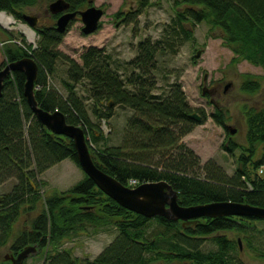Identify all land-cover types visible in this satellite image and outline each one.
Instances as JSON below:
<instances>
[{
	"label": "trees",
	"instance_id": "obj_1",
	"mask_svg": "<svg viewBox=\"0 0 264 264\" xmlns=\"http://www.w3.org/2000/svg\"><path fill=\"white\" fill-rule=\"evenodd\" d=\"M65 1L70 4L69 11L79 12L93 0ZM123 1L135 3L127 13L119 10L115 14L125 23L136 22L152 4V0ZM36 2L0 0V11L23 21V10ZM179 2L184 8L163 28L159 39L147 36L139 41L136 56L127 62L118 63L104 48L89 46L79 63L58 49L64 33H58L54 26L36 24L32 27L38 36L36 48L24 40L23 45L13 39L3 42L5 61L0 69L24 56L33 57L38 64L34 91L38 105L49 112L58 110L69 124L81 126L94 163L123 185L133 187L129 184L132 179L137 183L165 180L176 190L182 206L232 201L264 207V109L246 113L247 154L239 156L235 174L227 176L218 167L210 172L211 162L201 166L199 156L182 140L196 124L205 121L204 111L189 104L180 82L169 83L158 93L155 75L158 54H174L193 39V30L185 24L187 19L220 31L223 45L235 56L232 62L247 61L264 72V0ZM58 60L68 66L67 80L63 81L65 95L47 81ZM24 82L22 72L10 73L3 81L0 98V185L14 181L11 191L0 197V247L11 241L9 250L16 254L27 245H36L34 256L45 252L44 264H243L231 253L238 249V242L219 233L235 231L248 240L256 233L264 234L255 225L264 219L202 217L192 225L161 216L146 218L118 205L85 174L67 191L41 194L46 183L39 176L48 168L64 159L79 165L73 141L50 132L36 119L23 96ZM83 82L96 106V117L111 118V105L134 112L121 144L96 151L91 147L87 137L98 143L102 136L100 126L91 121L84 99L76 92ZM259 87L258 80L245 79L241 84V90L249 93ZM103 103L107 110L101 107ZM195 110L201 115L198 122L190 118ZM211 117L224 125L221 110ZM257 145L261 150L255 156ZM222 147L232 152L234 145ZM22 218L23 226L13 235L14 225ZM107 226L114 227L117 234L94 260H80L70 250L61 249L65 240L87 228ZM205 237H211L216 250H202ZM256 251L264 258V250Z\"/></svg>",
	"mask_w": 264,
	"mask_h": 264
},
{
	"label": "rangeland",
	"instance_id": "obj_2",
	"mask_svg": "<svg viewBox=\"0 0 264 264\" xmlns=\"http://www.w3.org/2000/svg\"><path fill=\"white\" fill-rule=\"evenodd\" d=\"M54 0H37L36 4L26 7L24 14L36 15L38 26H55L56 18L48 12V5ZM180 0H152V4L146 8L134 23H125L118 20L115 14L120 10L127 13L135 7L133 1L123 0H93L91 5L100 7L104 15L100 20L101 27L90 35L81 33V20L74 19L68 27L58 49L70 58L81 63V54L89 47L96 46L104 48L114 61L124 63L137 54V44L145 37L150 36L153 40L159 39L163 28L176 17V12L184 8ZM178 4H177V3ZM6 14V13H5ZM15 22L8 26L0 24V41L9 39L23 45L36 48L38 36L25 22L15 19ZM188 29L193 30V39L186 41L179 46L174 54L162 52L157 55V70L155 71L158 90L161 92L167 84L180 82L189 104L196 110L202 109L205 113V121L196 124L191 132L186 134L182 140L200 158L201 166L211 162L208 166L210 172H216L220 168L227 176L235 174L239 156L247 154L244 149L246 144V113L249 110L264 109V72L260 67L253 66L247 61L239 60L232 62L235 57L226 48L221 40V33L217 29H210V26L201 22L193 24L186 20ZM26 27L32 33V38L25 34ZM10 42V43H14ZM200 56L195 58L196 51ZM195 59V60H194ZM5 61L0 45V66ZM68 66L58 60L55 72L47 76L50 87H53L66 94L63 81L67 80ZM245 79L258 80L259 90L249 93L241 90L242 81ZM229 84L224 91L225 85ZM86 82L78 85L76 92L84 99L87 112L91 121L100 126L102 139L93 143L89 139L91 147L96 151L106 146L119 145L122 142L123 131L128 120L134 112L128 108L111 105L112 117L109 119L98 118L94 115L96 108L89 97ZM203 89L206 92L203 94ZM209 91V92H208ZM105 104L101 106L104 110ZM219 109L224 114V125L217 124L211 115ZM193 111L199 118L198 111ZM228 127L235 130L233 135L229 134ZM234 145L232 152H227L222 145ZM261 146L257 145L255 156H258ZM262 168V167H261ZM264 173V167L262 168ZM262 173V174H263ZM84 177L83 171L71 160L64 159L48 168L39 176L40 181L46 184L41 188V194H48L55 191H67ZM14 185L13 180L0 185V197L9 193ZM34 217L35 213L30 214ZM23 217V214L22 216ZM24 218L14 225L13 235L17 234L23 226ZM258 231L264 232V222L255 224ZM151 229V228H150ZM117 232L112 226L104 228H87L85 231L65 240L61 249L70 250L71 255L80 260H94L98 254L114 239ZM228 239L238 242V249L231 252L235 260L243 264H264V258L258 256V251L264 250V234L256 233V236H249L248 240L243 239L240 233L235 231L220 232ZM12 239V238H11ZM11 241L0 247V264L4 255L11 253L9 247ZM253 248V249H252ZM216 244L211 237H205L202 243V250H216ZM45 253V252H44ZM44 253L42 256L29 257L26 264H44ZM154 264V263H152Z\"/></svg>",
	"mask_w": 264,
	"mask_h": 264
},
{
	"label": "water",
	"instance_id": "obj_3",
	"mask_svg": "<svg viewBox=\"0 0 264 264\" xmlns=\"http://www.w3.org/2000/svg\"><path fill=\"white\" fill-rule=\"evenodd\" d=\"M92 4V1L89 2ZM70 4L65 0H54L48 5V12L56 15L55 30L66 33L70 23L80 18L82 22L81 33L93 34L98 30L99 22L104 15L103 9L94 5L82 11H69ZM23 21L30 27L38 22L36 15L23 14ZM195 58L200 56L196 51ZM14 71L22 72L25 76L23 96L40 124L56 135H62L73 141L76 151L77 163L83 173L104 194L114 200L118 205L146 218L161 216L172 221H181L184 224L195 225L202 217L216 218L223 216L253 217L264 219V207L243 202L213 201L204 204L182 206L177 201L176 190L165 180L143 182L135 187L125 186L116 178L100 169L93 161L86 141L84 130L79 125L69 124L63 113L58 110L53 112L42 109L35 98V80L38 64L31 56H24L16 61L5 64L0 69V98L2 96L3 81ZM229 84L225 85L224 91ZM203 94L206 92L203 89ZM209 92V91H208ZM190 118L200 121L197 114L192 113ZM230 135L235 130L228 127ZM37 253L36 245H27L18 253H8L3 256L4 264H23L29 257Z\"/></svg>",
	"mask_w": 264,
	"mask_h": 264
},
{
	"label": "bare ground",
	"instance_id": "obj_4",
	"mask_svg": "<svg viewBox=\"0 0 264 264\" xmlns=\"http://www.w3.org/2000/svg\"><path fill=\"white\" fill-rule=\"evenodd\" d=\"M10 22H11L10 17H6L3 13H0V23L1 24L8 26ZM22 29H24L26 35L32 38V33L30 30H28L26 27H22Z\"/></svg>",
	"mask_w": 264,
	"mask_h": 264
},
{
	"label": "built area",
	"instance_id": "obj_5",
	"mask_svg": "<svg viewBox=\"0 0 264 264\" xmlns=\"http://www.w3.org/2000/svg\"><path fill=\"white\" fill-rule=\"evenodd\" d=\"M6 16V15H5ZM0 45H1V43H0ZM129 183L131 184V185H134V184H136V181L135 180H129Z\"/></svg>",
	"mask_w": 264,
	"mask_h": 264
}]
</instances>
